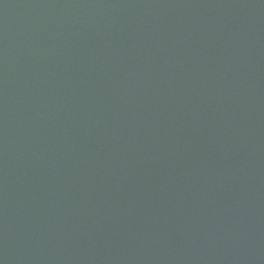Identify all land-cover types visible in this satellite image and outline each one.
Listing matches in <instances>:
<instances>
[{
    "label": "water",
    "instance_id": "1",
    "mask_svg": "<svg viewBox=\"0 0 264 264\" xmlns=\"http://www.w3.org/2000/svg\"><path fill=\"white\" fill-rule=\"evenodd\" d=\"M0 264H264V0H0Z\"/></svg>",
    "mask_w": 264,
    "mask_h": 264
}]
</instances>
